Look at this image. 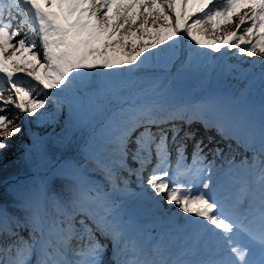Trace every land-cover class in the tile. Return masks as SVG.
<instances>
[{
	"label": "snow or ice",
	"instance_id": "obj_1",
	"mask_svg": "<svg viewBox=\"0 0 264 264\" xmlns=\"http://www.w3.org/2000/svg\"><path fill=\"white\" fill-rule=\"evenodd\" d=\"M233 22L236 31L209 38L207 26L217 32L222 23ZM20 31L25 38L13 43ZM29 32L38 38L42 58L35 41L26 42ZM185 36L192 43L181 67L196 60L212 64L217 57L211 53L231 49L248 57L259 54L264 64V0H0V150L22 131L6 113L9 106L17 119L26 115L44 121L54 115L51 106L65 104L71 112L93 102V76L143 65L161 47L167 49L162 55L178 59L175 44ZM8 49L13 51L5 55ZM223 70L241 73L236 66ZM113 99L94 162L109 177L118 170L134 174L140 193L128 192L126 181L103 190L86 179L82 165H70L72 171L58 188L45 186L21 207L22 217L0 205V264H264V127L259 157L242 158L237 165L223 149H209L230 166L258 168L238 195L222 199L214 187L215 160H208L183 106L141 96ZM229 119L200 123L239 144V137L229 135ZM181 131L184 140L194 141L191 163ZM117 193L138 195L157 211L160 203L175 204L198 229L199 258L182 259L184 253L172 258L159 243L140 244L117 214ZM202 236L211 243L201 249Z\"/></svg>",
	"mask_w": 264,
	"mask_h": 264
},
{
	"label": "trees",
	"instance_id": "obj_2",
	"mask_svg": "<svg viewBox=\"0 0 264 264\" xmlns=\"http://www.w3.org/2000/svg\"><path fill=\"white\" fill-rule=\"evenodd\" d=\"M163 51H166L162 47ZM150 66L147 64L136 65L133 67H125L123 69H114L116 76L119 78L120 83L118 85L113 84L110 88H101L100 83L103 77L95 75L92 77L94 84L96 85L90 90V95L93 100V108L90 115V123L85 124L84 127L72 117L69 109L63 105L62 113L56 112V107L51 106L49 111L54 112V115L50 118L52 120H59L61 126L56 129L53 125L49 126L44 134L43 141L41 142L38 137V130L40 128V120L38 118L29 117L30 123L33 128L34 141L28 136H24L22 146H19L12 142H7L9 147L6 150L0 151V205L8 208V211L13 215L23 216L21 211L22 206H26L20 203L13 195H9L3 188V184L6 178L14 173L23 171L25 169V160L23 158L24 150L27 151L29 157L35 160V149L39 147L43 154H49L53 162L60 160L61 166L70 168V165L80 164L86 173V176H95L98 178L103 177L102 169L98 167L94 159L99 156H93L87 146L80 144L89 135L94 124L101 122L102 118L106 119L109 110V100L115 103L113 95L133 97L136 93H139L142 88L151 81L144 73L150 70ZM98 98V99H97ZM102 125L98 127V130H94L91 134V139L99 143L102 142ZM28 148V149H26ZM65 175L56 174L53 176L52 184L50 187L58 188L59 185L64 182ZM134 175V174H133ZM133 185L130 188H134L136 193H140L141 188L138 186L139 181L136 176L132 177ZM135 193V192H134ZM132 197V195H130ZM133 200H141L138 195H133ZM49 208L50 204L48 205ZM26 231V230H24ZM21 230V234H25Z\"/></svg>",
	"mask_w": 264,
	"mask_h": 264
},
{
	"label": "rangeland",
	"instance_id": "obj_3",
	"mask_svg": "<svg viewBox=\"0 0 264 264\" xmlns=\"http://www.w3.org/2000/svg\"><path fill=\"white\" fill-rule=\"evenodd\" d=\"M235 26V23H222L220 25V29L217 32H212L211 27L207 26L209 28V38L211 39H216L217 37L223 38V33L224 32H229L232 31ZM22 32V33H21ZM242 34V33H241ZM21 38H25V31H20L18 32V35L15 37L13 43L18 41ZM27 38V37H26ZM37 38V37H36ZM26 42H32V40H27ZM39 43V40L35 41V43ZM192 43L189 38L187 42V47L188 51L189 45ZM37 45V44H36ZM172 45L170 44L171 48ZM177 47L178 43L176 41L175 44V49L177 52ZM40 49L38 52L40 53V56L42 58V48H37ZM13 49H8L5 55H10L12 53ZM201 51H207L206 49H202ZM17 55H20V53H17ZM212 56H216L217 59L212 62V64H208L207 61L205 60H196L192 62L191 67H181L177 71V77L179 78L178 82L182 83L183 85H186L187 83L190 82H201V81H206V80H216L218 82L222 81H227L230 77L231 79L236 78V80H240V82L245 85L247 88H250L251 90L255 88L260 89L262 87L261 85V80H262V74H264V64H262V58L259 56V54H255L254 56L256 57H248L246 55H239L237 54L236 49H231L230 51H224L222 50L221 53H211ZM173 59V58H172ZM172 59H169L166 55H160L156 52V50H153L152 56L147 59L146 62H149L151 66H158L161 67L160 69L168 70V64ZM256 64V66H255ZM226 66H236L238 69L241 70V73L233 72V73H228L227 71L223 70ZM160 73V72H159ZM22 78L25 80H31V78L26 77L24 74H20ZM110 78L112 80L115 79V76L112 74L110 75ZM163 80V79H162ZM161 80V81H162ZM35 81H32V84H35ZM156 83H153L152 85L148 86L143 92H141L138 96H141L145 99H149V95L151 92V88L155 85ZM264 93V87L262 89ZM3 94L6 96L7 95V86L4 89ZM162 98L159 97L157 100H161ZM152 100V99H149ZM89 107L90 105L87 104L86 107V112L83 114L80 110V107H75L71 112L73 115L78 116L81 120H86L88 112H89ZM13 109L11 106L6 110V113L9 115V118L14 121V123L22 128V131L19 134H14L13 137L9 138L6 142H12L15 144H19V146L22 145L23 139H24V129L22 126V122L20 119H17L16 115H12ZM56 112L62 113V107L56 108ZM54 126L56 129H58L61 126V123H59V120H52V119H47L44 121H40V128H39V134H43L46 132L47 128L49 126ZM29 132V131H28ZM213 142V141H212ZM210 142V143H212ZM92 148V146H91ZM95 150V148H93ZM91 149V150H93ZM223 149V148H222ZM1 151V150H0ZM95 151H98L97 149ZM25 154V153H24ZM24 158V156H23ZM26 158V164L27 168L31 171L36 168H40L43 166L45 171H49L55 166V163L50 164L48 157L41 158L39 160L38 164H31L28 159L27 154H25ZM212 160L214 159L215 161H219L220 157H212ZM132 163V162H131ZM147 175V173H145ZM128 177V176H127ZM124 181V178L122 179ZM120 200H126L128 199L126 196H120ZM129 200V199H128ZM131 201V200H129ZM133 204H135L138 207H143L149 209L152 213H155L157 217H154V219H166L169 218L171 221H167L165 224L167 227H170L173 231H182L186 230V232L190 233L189 230H196V226L194 228L190 227V222L188 220V216L183 214L177 207L174 209V211L170 212L169 209L171 208L172 205H168L166 203H160L159 205V211H157L155 208H153L148 202H140V201H131ZM166 213H169V215H166ZM187 234V233H186Z\"/></svg>",
	"mask_w": 264,
	"mask_h": 264
},
{
	"label": "bare ground",
	"instance_id": "obj_4",
	"mask_svg": "<svg viewBox=\"0 0 264 264\" xmlns=\"http://www.w3.org/2000/svg\"><path fill=\"white\" fill-rule=\"evenodd\" d=\"M22 33V32H21ZM27 40H32V41H36L37 38L33 36L32 33H27L26 36ZM37 48H40L39 43H37ZM40 49H37V51H39ZM24 79V78H23ZM27 80V79H26ZM221 84H229L231 86V89L239 94H250L252 95L254 93V91L256 90H252V91H246L243 89L242 83L240 82V80H236V79H230L227 82H221ZM186 90L189 91H193L196 92L197 94L199 93V88L197 86V84H194L193 82L191 83V85H185ZM179 90L173 88V85H170L169 81H164L162 84H158V85H154L151 88V92L150 94H152V96H160L163 99L166 100H172V98H175L176 96L179 95ZM201 112V110H200ZM183 128H187L188 126H181ZM191 130L194 131L196 133V139H203L204 141V145H206V147L204 148L205 154H207V158L208 160L211 159L213 156L211 155V153L209 152V149L211 148H215L218 147V145L220 144V142L222 141L220 138L219 139H214L212 132L208 131V130H204L201 129L200 127H197L195 125H191ZM208 137H212V140L210 143L208 140ZM180 142L185 143L187 145V150L188 151H192V145L194 143L193 140H184L183 139V131H181L180 133ZM235 158V155H231L229 158ZM176 208L175 205H172L171 208L169 209L170 212L174 211V209ZM166 215H169V213H166ZM168 221V218H166L165 222ZM162 222V221H160Z\"/></svg>",
	"mask_w": 264,
	"mask_h": 264
}]
</instances>
